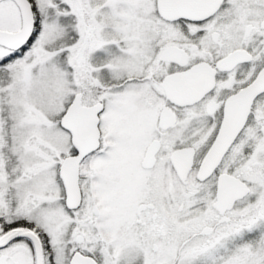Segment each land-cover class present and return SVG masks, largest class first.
<instances>
[{
	"label": "snow or ice",
	"instance_id": "obj_1",
	"mask_svg": "<svg viewBox=\"0 0 264 264\" xmlns=\"http://www.w3.org/2000/svg\"><path fill=\"white\" fill-rule=\"evenodd\" d=\"M0 264H264V0H0Z\"/></svg>",
	"mask_w": 264,
	"mask_h": 264
}]
</instances>
